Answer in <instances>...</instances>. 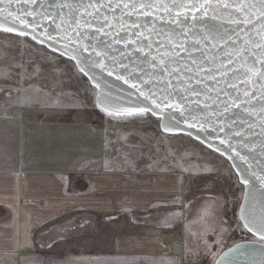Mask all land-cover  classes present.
Instances as JSON below:
<instances>
[{
  "label": "snow or ice",
  "instance_id": "1",
  "mask_svg": "<svg viewBox=\"0 0 264 264\" xmlns=\"http://www.w3.org/2000/svg\"><path fill=\"white\" fill-rule=\"evenodd\" d=\"M0 33L50 51L51 61L66 58L93 85L91 99L86 93L81 108L91 104L118 121L156 117L162 132L186 133L219 167L227 165L243 190L242 199L233 202L232 219L225 200L222 211L217 203L192 220L185 215L192 202L185 204L177 195L171 204L175 211L165 206L157 226L175 231L188 221L180 243L183 255L153 264H198L193 257L201 254L209 264H264V0H0ZM25 71L5 61L0 95L11 99L15 93L20 103L21 80L30 87L33 78H25ZM107 77L127 88L114 92ZM24 106H51L53 117L81 118L72 117L78 108L64 98L49 97L45 103L28 97ZM88 163L82 162L77 174ZM73 175L74 170H65L58 178L65 197L90 202L86 197L96 194L95 186L88 182L86 193L77 192ZM237 232L239 241L233 239ZM69 234L56 232L41 247L51 250ZM238 256L245 259L237 261ZM49 264L137 261L65 257Z\"/></svg>",
  "mask_w": 264,
  "mask_h": 264
},
{
  "label": "crops",
  "instance_id": "2",
  "mask_svg": "<svg viewBox=\"0 0 264 264\" xmlns=\"http://www.w3.org/2000/svg\"><path fill=\"white\" fill-rule=\"evenodd\" d=\"M161 135L164 140L174 139L163 132ZM118 146V158H113L108 153L115 144L112 146L109 141L103 142L102 157L93 158L85 173L79 171L77 174L75 170L78 169L73 168L77 165L74 161L70 162L68 169H44L23 166L22 163L0 168V262L30 264L39 260L41 264H49V261L77 257L128 258L136 260L137 264H153L161 258L183 255L180 243L187 221L175 231L162 230L157 226L165 206H168V211H175L171 204L177 195L185 204L192 201L187 173L183 169L187 167L194 176L203 175L205 181L202 184L208 189L217 188L220 183L225 185L223 177L215 172V165L211 162L194 166L198 160L185 145L178 147V163L173 162L175 155L172 154L168 162L149 159L142 161L141 165L137 162L139 159L132 160L130 156L132 153L134 156L142 154L143 149L137 145L125 149L121 142ZM203 147L206 152V147ZM139 150L141 153H138ZM204 155L215 159L206 153ZM65 170H74L77 192L86 193L88 182L95 186L96 194L86 197V201L90 202L74 203L65 197L58 182ZM86 173L90 175L85 178ZM231 183H234L235 189L238 188L235 179ZM218 192L216 199L227 200L229 195L231 200L233 198L232 190ZM122 207L130 208L131 212H120ZM52 208L58 210L50 211ZM188 212L191 213V207ZM110 216L119 219L109 220ZM80 217L85 220L81 224ZM77 226H83L87 231V238L81 245L75 241L62 245L57 243L59 248L52 250L41 247L51 242L49 236L64 230L71 233ZM79 247L81 251H78Z\"/></svg>",
  "mask_w": 264,
  "mask_h": 264
},
{
  "label": "rangeland",
  "instance_id": "3",
  "mask_svg": "<svg viewBox=\"0 0 264 264\" xmlns=\"http://www.w3.org/2000/svg\"><path fill=\"white\" fill-rule=\"evenodd\" d=\"M50 55V51L30 41L15 35L0 33V68L4 67L5 61L8 64H19L26 70L23 73L25 78L33 77L30 87L21 80L19 84L22 93L20 103H17L15 93L11 99L0 95V168L22 163L23 166L25 164L44 169H68L70 162L74 161L77 165L73 168L80 170L81 163L87 161L89 162L88 167L80 171L85 173L93 158L102 157V144L106 141H109L112 146L115 144L112 151L108 153L113 158H118L117 149L120 142L125 149L126 147L130 149L128 146L134 148L135 145L143 149L144 154L134 156L132 153L130 156L132 160L139 159L137 162L140 165L142 161L149 159L168 162V157L172 158L170 155L174 154L177 158L178 147L185 145V148L191 149L190 153L198 160L194 166L198 167L200 163L211 162L215 165V172L225 181V185L220 183L217 188L208 189L202 184L205 181L203 175L195 174L194 176V173H190L185 167L188 171L186 173L191 202L195 204V207H192V204L188 203L191 213L188 212V207L185 215L196 220L198 215H202L204 208H215L217 203L220 205L218 210L222 211L225 199L222 200L220 197L216 199L215 195L219 193L218 191L230 192L232 190V200L230 195L227 196V218L232 219L233 202L242 199L243 190L239 186L235 189L234 183H231L234 177L232 179L228 175L227 165L219 167V161L205 157L204 147L186 135H177L182 137L176 138V135H173V140L162 139L159 122L154 117H131L118 121L105 117L103 112L91 104L81 108L80 106L85 103L86 93H88V99H91L93 86L77 73L66 58L56 62L49 60ZM0 87H4L2 79H0ZM28 97H40L45 103L49 97L64 98L68 105L75 104L78 108V112L72 113V117L79 115L81 118L79 120L68 118L67 114L53 117L51 106L49 108L24 106L28 103ZM170 150L174 152L176 150V152ZM138 153H141L140 150ZM82 221L85 220L80 217L79 223L81 224ZM86 238L85 227L77 226L74 231L71 230L66 242L63 243L76 241L81 245ZM233 239L239 241L241 234L237 232ZM59 244L52 249L59 248L57 247L60 246ZM226 244L227 247H231L232 241L226 240ZM83 249L86 250L85 245ZM81 250L82 248L79 247L78 251ZM221 250H226V248L218 252ZM193 260L198 261V264H209V258L203 254L198 258L193 257ZM0 264L8 263L0 262Z\"/></svg>",
  "mask_w": 264,
  "mask_h": 264
},
{
  "label": "water",
  "instance_id": "4",
  "mask_svg": "<svg viewBox=\"0 0 264 264\" xmlns=\"http://www.w3.org/2000/svg\"><path fill=\"white\" fill-rule=\"evenodd\" d=\"M35 44V43H34ZM37 45V44H36ZM107 79L113 84V91L115 92V91H117L118 90V88H121V87H123V88H127V86L126 85H123L122 84V82L121 81H116L115 80V78L114 77H107ZM90 82V81H89ZM90 84H91V82H90ZM93 86V85H92ZM154 118H156V117H154ZM157 119V118H156ZM164 133V132H163ZM165 134H168V135H186L187 136V134L186 133H183V132H178V131H174V132H172V133H165ZM192 139H194V138H192ZM198 142V141H197ZM226 251V250H225ZM237 261H243L244 259H245V257H243V256H238L237 258Z\"/></svg>",
  "mask_w": 264,
  "mask_h": 264
}]
</instances>
